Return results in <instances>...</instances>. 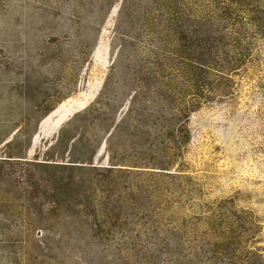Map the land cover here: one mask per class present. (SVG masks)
<instances>
[{"label": "rangeland", "instance_id": "rangeland-1", "mask_svg": "<svg viewBox=\"0 0 264 264\" xmlns=\"http://www.w3.org/2000/svg\"><path fill=\"white\" fill-rule=\"evenodd\" d=\"M0 264H264V0H0Z\"/></svg>", "mask_w": 264, "mask_h": 264}, {"label": "trees", "instance_id": "trees-1", "mask_svg": "<svg viewBox=\"0 0 264 264\" xmlns=\"http://www.w3.org/2000/svg\"><path fill=\"white\" fill-rule=\"evenodd\" d=\"M159 21H160V27H162V30H165V31H176V32H182L184 30V22H183V19L182 18H179L177 16H171L169 15V17H166V18H159ZM193 62V61H191ZM134 98V97H133ZM132 98V99H133ZM200 99V97L198 98ZM132 102H130L131 104ZM89 112V111H87ZM131 111L128 110V112L126 113V115L128 113H130ZM126 115L121 118V120H119V122L116 124L115 128L116 129L119 125L121 124H126V122H128L127 120H131V122L134 121L133 119V114L130 113L128 116H127V119H126ZM171 120H179V121H182V118L185 119V121L188 120L189 116H186V114H181L180 112L178 113H172L170 115H168ZM112 135V133L110 134V136ZM77 141V137L73 139V142L72 143H75ZM9 143L11 142H8L7 144H5V146L9 145ZM74 148L75 146L71 148L70 152H69V161L67 162H59V163H53V164H47V163H44V164H33L34 166L36 167H45V168H54V169H57L59 170L60 172L62 173H65V172H69V176L67 178L63 177L61 178L60 180V185L64 188V189H67L68 187H73V183H75V178L77 177L75 175V172H81V171H96L98 169H108V168H96V166H94V163H93V158H91V160H86V159H82V160H77L75 159V153H74ZM8 159H12V160H19V159H23V157H6ZM38 165V166H37ZM30 172L29 169H21L19 170V173H21L23 176H26L28 175V173ZM102 215H103V212H102ZM101 215V216H102ZM87 218L89 219V221H92V228L93 229V226H96L98 225L99 227H101V225L99 224H103V223H99V222H95L92 218V216H87Z\"/></svg>", "mask_w": 264, "mask_h": 264}]
</instances>
